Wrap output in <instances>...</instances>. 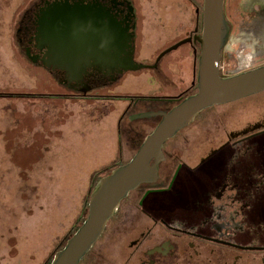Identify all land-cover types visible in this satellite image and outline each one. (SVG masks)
<instances>
[{"label":"rangeland","instance_id":"obj_1","mask_svg":"<svg viewBox=\"0 0 264 264\" xmlns=\"http://www.w3.org/2000/svg\"><path fill=\"white\" fill-rule=\"evenodd\" d=\"M39 1L0 0V264H48L87 218L94 178L135 154L133 134L117 132L119 120L126 128L129 115L145 108L131 99L176 95L193 79L191 48L184 43L164 53L157 68L129 71L89 92L66 88L19 41L24 32L17 30L25 27ZM130 1L134 59L146 65L187 37L195 27L197 5L203 4ZM248 1L252 7L246 13ZM259 1L228 0L234 27L225 49L227 70L255 55L257 45L242 41L239 24L256 16ZM256 58L264 62V54ZM244 102L248 110L264 109V93ZM135 126L139 138L152 128L147 121Z\"/></svg>","mask_w":264,"mask_h":264},{"label":"flooded vegetation","instance_id":"obj_2","mask_svg":"<svg viewBox=\"0 0 264 264\" xmlns=\"http://www.w3.org/2000/svg\"><path fill=\"white\" fill-rule=\"evenodd\" d=\"M251 4L248 1L244 12L250 11ZM259 4L256 16L251 21L246 17L239 24L242 41L257 45L255 55L250 57L254 60L247 58L241 61L240 68L227 70L223 67L229 57L226 45L220 59L222 76L264 64L262 58H256L264 54V0ZM76 5L96 7L107 15V20L122 28L129 23V32L133 34L135 17L130 0H40L25 27L17 30L18 34L23 30L24 36L19 41L26 44L27 54L38 63L43 64L47 51L39 48L37 40L44 14L54 6ZM227 5L225 0L231 34L234 23ZM196 14L195 27L185 37L191 38L187 43L194 57L190 86L176 95L131 99L143 103L145 108L129 115L126 128L122 119L119 121V132L133 134L131 145L136 151L149 133L139 138L142 135L135 124L147 121L152 132L162 118L161 115L140 118L139 113L169 111L196 92L199 45L193 42V37L201 32V6L197 5ZM155 63L157 68L158 57ZM47 68L66 88L78 92L86 87H90L88 92L105 87L127 73L90 68L82 78L74 80L71 75L75 73ZM262 93L209 107L167 140L158 179L130 192L80 264H264V109L248 110L244 102Z\"/></svg>","mask_w":264,"mask_h":264},{"label":"water","instance_id":"obj_3","mask_svg":"<svg viewBox=\"0 0 264 264\" xmlns=\"http://www.w3.org/2000/svg\"><path fill=\"white\" fill-rule=\"evenodd\" d=\"M225 0H203L202 27L193 42L199 45L196 67V92L188 95L169 111L141 112L137 117L161 115V121L143 140L133 157L102 176L92 189L88 215L83 224L54 253L50 264H80L105 231L121 202L143 183L158 179L163 160V145L191 124L203 110L264 91V64L230 76H222L220 59L230 37ZM94 6H54L44 14L38 29L39 48L47 51L42 58L46 67L75 73L80 79L88 69L98 71H137L155 68L134 59L133 34L112 23ZM115 24V25H114ZM181 40L164 53L187 43ZM78 81V80H76ZM87 88V89H86ZM82 90H90L86 87Z\"/></svg>","mask_w":264,"mask_h":264},{"label":"trees","instance_id":"obj_4","mask_svg":"<svg viewBox=\"0 0 264 264\" xmlns=\"http://www.w3.org/2000/svg\"><path fill=\"white\" fill-rule=\"evenodd\" d=\"M119 98H120V97H119ZM105 99H109V98H105ZM115 99H118V97H115ZM124 99H127V98H124ZM133 99H134V98H133ZM123 163H125V162H122V163H120V164H123ZM120 164H118V165H120ZM118 165H117V166H118ZM100 178H101V177L94 178V179H95V182H94V184H93L94 186L96 185V183L98 182V180H99ZM94 186H93V188H94ZM88 201H89V200H88ZM87 205H88V202H87ZM68 238H69V237H68ZM68 238H67V239H68ZM61 247H62V245H61ZM61 247H60V248H61ZM50 261H51V260H50ZM50 261L48 262V264H50Z\"/></svg>","mask_w":264,"mask_h":264},{"label":"crops","instance_id":"obj_5","mask_svg":"<svg viewBox=\"0 0 264 264\" xmlns=\"http://www.w3.org/2000/svg\"><path fill=\"white\" fill-rule=\"evenodd\" d=\"M190 48H191V51H190V58H191V60H192V62L194 61V57H193V54H192V47H191V45H190ZM120 121V120H119ZM118 125H119V122H118ZM117 132L119 133V126L117 127Z\"/></svg>","mask_w":264,"mask_h":264}]
</instances>
